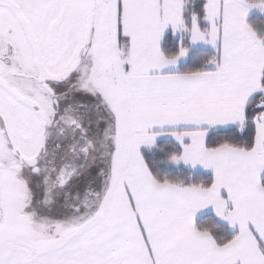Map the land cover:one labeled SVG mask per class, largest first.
<instances>
[{
	"label": "snow or ice",
	"instance_id": "1",
	"mask_svg": "<svg viewBox=\"0 0 264 264\" xmlns=\"http://www.w3.org/2000/svg\"><path fill=\"white\" fill-rule=\"evenodd\" d=\"M0 264H264V0H0Z\"/></svg>",
	"mask_w": 264,
	"mask_h": 264
}]
</instances>
